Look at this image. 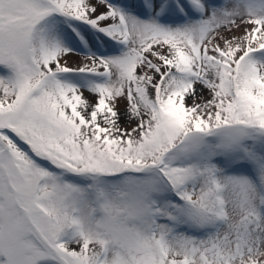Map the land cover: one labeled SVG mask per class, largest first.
<instances>
[{
    "label": "snow or ice",
    "instance_id": "1",
    "mask_svg": "<svg viewBox=\"0 0 264 264\" xmlns=\"http://www.w3.org/2000/svg\"><path fill=\"white\" fill-rule=\"evenodd\" d=\"M0 264H264V0H0Z\"/></svg>",
    "mask_w": 264,
    "mask_h": 264
}]
</instances>
